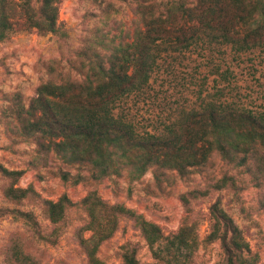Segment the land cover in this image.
<instances>
[{"label":"rangeland","instance_id":"1","mask_svg":"<svg viewBox=\"0 0 264 264\" xmlns=\"http://www.w3.org/2000/svg\"><path fill=\"white\" fill-rule=\"evenodd\" d=\"M200 2L59 0L56 32L16 22L0 42V166L20 173L0 171V264H128L126 256L139 264H227L231 232L220 212L249 245L233 251L235 263L264 264L262 142L241 143L224 157L208 144L197 150L122 141L107 154L110 171L104 174L106 165L94 170L91 163L77 161L85 144L73 149V138L46 102L59 99L40 100L46 85L98 84L100 63L109 69L113 54L120 59L124 49L143 48L139 32L148 35V27L161 23L167 32L153 46L158 68L148 91L133 96L127 109L139 133L171 137L168 125L180 130L189 112L200 109L203 99L217 100L218 91L222 100L264 111V46L236 58L231 46L201 34L191 49L181 48L175 31H187L184 11ZM13 3L22 13L24 1ZM31 4L39 9L42 0ZM228 11L230 18L237 13L232 6ZM215 71L226 79L220 81ZM239 129L248 136L258 130L251 123ZM254 145L256 154L246 153ZM158 155L185 171L141 169L143 157ZM11 188L18 197L8 194ZM93 196L108 206L96 210V222L90 212L96 209ZM61 199L63 218L55 223L48 202ZM156 229L159 238L152 244Z\"/></svg>","mask_w":264,"mask_h":264},{"label":"trees","instance_id":"2","mask_svg":"<svg viewBox=\"0 0 264 264\" xmlns=\"http://www.w3.org/2000/svg\"><path fill=\"white\" fill-rule=\"evenodd\" d=\"M23 1V11L18 14L16 10H13L14 0H0V42L4 41L8 33L14 30L16 22L19 26L23 25L29 30L36 29L43 33L56 32L59 0H42L39 9L32 6L31 0ZM224 1L232 5L225 3L220 7L222 0H202L197 7L184 11L190 21L187 31L182 33L180 28L175 31L176 38L181 42V48L191 49L190 47L203 39L201 34L211 38L210 42L231 46L236 58L257 49L256 47L264 46V37H261V32L264 31V0ZM231 6L237 9V13L230 18L228 7L231 8ZM217 7L220 9H216ZM159 24L161 26L157 25L154 29L148 27V35L139 32L141 40L138 43L144 44L143 48L137 49L135 53L124 49L120 59L113 54L109 58L112 64L109 69L100 63L98 70L102 81L98 84L88 86L78 83L62 86L46 85L41 89L40 100L46 99V95L59 99L56 102L46 101L54 120L69 133L68 138L69 136L73 138V149L75 147L77 150L85 144L84 156L77 155V161L91 163L94 170H99L98 168L106 165L108 167L103 172L104 174L109 173L110 163L104 160L112 149L121 147L122 141L134 144V146L143 144L156 145L161 148L173 146L195 149L197 147V150L201 148L200 144H208L215 146L224 157L231 154L233 149L238 150L241 143L253 145L260 141L264 144V111L245 108L239 101L222 100L221 91L216 93L217 100L203 99L200 109L191 110L184 118L185 125L180 130L172 129L173 125H168L167 128L171 129L169 130L171 137L150 133L141 134L136 130L135 123L130 118L127 109H129V101L133 96L139 97L148 91L153 73L158 68L156 59L158 55L153 46L158 47L155 45L156 40L164 41L163 36L167 32L166 27ZM215 72L219 74L220 81L226 79L225 75ZM68 92H74V96H70ZM247 123L254 124L258 129L254 133L251 131V136L241 133L239 129ZM57 146L61 147L62 144L59 143ZM251 152L256 154L255 145L246 153L251 154ZM188 164L191 163L188 162ZM149 165L180 168L175 163L171 165L169 160L159 155L143 157L141 169L146 170ZM183 170L185 171L181 167L180 171L183 172ZM0 171L9 176L20 174L4 169L2 166H0ZM22 193L24 194L25 191L23 190ZM8 194L18 197L13 188L8 191ZM92 199L96 209H90V212H92L93 221L96 222V210L108 206L100 197L93 196ZM64 201L65 199L59 202H48L49 215L55 223L63 218ZM219 217L227 224L231 232V247L227 248V264H236L233 251L248 250L249 245L226 213L220 212ZM147 226L153 227L148 223ZM156 230V237L154 239L149 237L152 244L159 238V230ZM110 235L111 233L106 234L101 239ZM126 261L128 264H139L134 257L126 256Z\"/></svg>","mask_w":264,"mask_h":264}]
</instances>
